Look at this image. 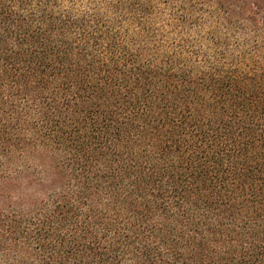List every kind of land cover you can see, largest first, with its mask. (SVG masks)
Listing matches in <instances>:
<instances>
[{
  "label": "trees",
  "instance_id": "16d2710c",
  "mask_svg": "<svg viewBox=\"0 0 264 264\" xmlns=\"http://www.w3.org/2000/svg\"><path fill=\"white\" fill-rule=\"evenodd\" d=\"M0 264H264V0H0Z\"/></svg>",
  "mask_w": 264,
  "mask_h": 264
}]
</instances>
